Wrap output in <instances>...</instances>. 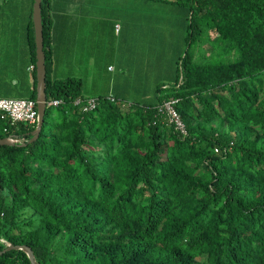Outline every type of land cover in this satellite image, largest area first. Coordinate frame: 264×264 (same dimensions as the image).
<instances>
[{
	"label": "trees",
	"instance_id": "16d2710c",
	"mask_svg": "<svg viewBox=\"0 0 264 264\" xmlns=\"http://www.w3.org/2000/svg\"><path fill=\"white\" fill-rule=\"evenodd\" d=\"M185 42L202 27L235 61H175L151 103L52 77V11L42 0L48 106L35 127L0 115V264H264V0H188ZM34 0H31L33 11ZM29 94L37 99L36 41ZM228 46V47H227ZM183 72V83L179 81ZM168 86L167 88H162ZM177 100L183 136L159 113Z\"/></svg>",
	"mask_w": 264,
	"mask_h": 264
},
{
	"label": "rangeland",
	"instance_id": "374dc122",
	"mask_svg": "<svg viewBox=\"0 0 264 264\" xmlns=\"http://www.w3.org/2000/svg\"><path fill=\"white\" fill-rule=\"evenodd\" d=\"M87 1L86 7L95 8L94 13L84 10V14L74 15L79 26L82 24L76 30L81 44L69 58L72 64L66 67L62 63L59 69L81 78L86 96L116 95L126 102L151 103L158 99V84L171 81L179 56L189 53L197 61L210 55L226 62L237 58L236 52L227 55L220 44L215 49L216 35L207 27H202L198 40L185 42L186 18L192 6L188 0ZM15 8L24 10L23 3L18 0ZM23 16H10V21L22 27ZM4 21L8 22L6 17ZM115 24L123 29L120 37L110 32ZM16 38L22 39V35ZM110 65L115 70L112 73L104 70Z\"/></svg>",
	"mask_w": 264,
	"mask_h": 264
},
{
	"label": "crops",
	"instance_id": "0c3cea01",
	"mask_svg": "<svg viewBox=\"0 0 264 264\" xmlns=\"http://www.w3.org/2000/svg\"><path fill=\"white\" fill-rule=\"evenodd\" d=\"M17 1L0 0V98H12L7 97L8 94H17L19 92L29 94L33 88L32 72L34 68L30 45L27 40L30 13H33L31 11V0H20L23 3L24 10L15 8ZM56 1V6L52 11L54 22L50 50L53 60L51 74L54 79L63 80L71 76H67L66 71H60V65L62 63H66V67L71 65L72 62H69V58L75 56V52L78 49L77 46L81 44L76 30L81 28L82 24L79 26L75 17L82 13L84 14V10L93 14L95 8H87L86 5L89 3L87 0ZM20 14H24L22 27H19L14 21H10V16L15 17ZM5 17L8 22L4 21ZM6 26H10L11 29ZM117 26L118 24H115L114 27L110 28V32L114 37L117 35L120 37L123 31L121 27L119 32H117ZM19 34L22 35V39L16 38L19 37ZM20 61L21 64L19 63ZM111 67V65L106 66L104 70L112 73L115 70L113 71ZM87 97L97 96L89 95Z\"/></svg>",
	"mask_w": 264,
	"mask_h": 264
},
{
	"label": "built area",
	"instance_id": "2783aa9c",
	"mask_svg": "<svg viewBox=\"0 0 264 264\" xmlns=\"http://www.w3.org/2000/svg\"><path fill=\"white\" fill-rule=\"evenodd\" d=\"M119 31V27H117ZM183 83V72L181 70V77L178 87ZM165 86L164 88H167ZM177 100L164 101L158 108L160 114L166 115L170 124L175 125L176 129L183 135H187V129L184 122L181 119L180 114L176 108ZM59 101L49 102L48 106H58ZM99 99L88 98L78 99L75 105L80 107L82 112H90L97 108ZM0 115L2 119L10 118L13 124L22 123L30 127H37L39 124V115L37 109V103L34 100L28 99H9L0 98ZM13 141V140H12ZM15 142V141H13Z\"/></svg>",
	"mask_w": 264,
	"mask_h": 264
},
{
	"label": "water",
	"instance_id": "95a60500",
	"mask_svg": "<svg viewBox=\"0 0 264 264\" xmlns=\"http://www.w3.org/2000/svg\"><path fill=\"white\" fill-rule=\"evenodd\" d=\"M32 19L35 30V41H36V77H37V107L39 114V125L33 132V138L30 142H34L38 139L39 133L41 132L45 114L47 110V95H46V55L44 51V32L42 24V0H34ZM14 142L10 139L0 140V146L13 145ZM23 250L31 261V264H37L35 261L34 253L31 248L27 246H9V250Z\"/></svg>",
	"mask_w": 264,
	"mask_h": 264
},
{
	"label": "clouds",
	"instance_id": "9594fccd",
	"mask_svg": "<svg viewBox=\"0 0 264 264\" xmlns=\"http://www.w3.org/2000/svg\"><path fill=\"white\" fill-rule=\"evenodd\" d=\"M118 27V26H117ZM117 29V28H116ZM165 87V86H164ZM91 98H94V97H91ZM29 100V99H28ZM34 101H36V100H34ZM36 103H37V101H36ZM161 105V104H160ZM159 105V106H160ZM47 107H48V102H47ZM54 107H56V106H54ZM37 109H38V107H37ZM39 115V114H38ZM39 125V124H38ZM38 127V126H37ZM37 127L35 128V130L37 129ZM11 140V139H10ZM12 141V140H11ZM15 143V142H14Z\"/></svg>",
	"mask_w": 264,
	"mask_h": 264
}]
</instances>
